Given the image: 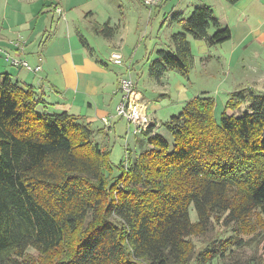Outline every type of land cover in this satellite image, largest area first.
<instances>
[{"label": "trees", "instance_id": "trees-1", "mask_svg": "<svg viewBox=\"0 0 264 264\" xmlns=\"http://www.w3.org/2000/svg\"><path fill=\"white\" fill-rule=\"evenodd\" d=\"M171 20L181 31L147 68L156 82L170 69L189 72L188 37L210 47L231 38L227 27L208 34L218 27L208 6ZM96 33L108 39L113 29ZM78 120L49 112L43 93L0 74V264L28 249L61 252L59 264H191L189 238L211 220L241 226L264 214V94L235 89L218 119L212 97L192 98L163 125L166 136L152 123L143 133L150 148L117 172ZM230 241L214 239L193 264L214 260Z\"/></svg>", "mask_w": 264, "mask_h": 264}, {"label": "crops", "instance_id": "crops-1", "mask_svg": "<svg viewBox=\"0 0 264 264\" xmlns=\"http://www.w3.org/2000/svg\"><path fill=\"white\" fill-rule=\"evenodd\" d=\"M18 1L30 9L26 10V14H22L20 12L22 8H11L15 10L11 11V14H14V20L18 18L19 14H22L24 22L27 21L26 24L22 25V30L23 32L28 31V34L23 39L17 33L15 39L9 35L4 36L2 31L5 29L0 28V62L9 66L6 74L15 75L16 81L19 83L33 86L36 92L43 93V98L48 104V110L50 109L51 113L59 114L65 112L79 119V123L86 126L91 132V141L97 143L102 148L109 147V144L106 142V138L110 134L108 132H115V127L119 121L124 123V136H127V123L125 120L115 117V108L121 98L119 91L120 80L124 76H126L125 78H131L129 72L130 62L125 61L122 55V51L127 47L130 31L125 35L127 27L123 26L121 33V21L125 23L126 20L119 13L120 7L117 8L119 14L110 15L107 13V11H113V9L115 10L114 13H117L114 5L118 0L114 3H112V0H45L42 3L41 0ZM166 1L163 0L155 8L145 6L141 0H124V3L127 6H135L138 9L141 6V9L148 10V26H153L155 19H158L161 13H163L162 24L168 19L167 15H172V17L180 15L181 18H185L182 10L175 11V0L172 4H166ZM197 1L199 2L193 4V9L202 6L210 7L214 18L218 21V25L229 29L231 34L230 40L235 41V36L239 37L231 44V49L227 52L229 56L226 57V60L223 59L222 52L218 51L217 46L210 47L203 41H195L191 37H188L190 45L197 48L198 55L202 56L200 59L201 63L206 66L210 62L222 61L225 64L229 63L231 65V62L236 57L234 62L240 63L242 66L245 64L252 67L244 62L245 58L250 62V58L252 57L253 64L261 67L255 60L258 59L259 52L264 49V0H211L212 4L210 2L208 4L206 0ZM28 3L33 4L32 7ZM218 5L222 11L219 12L220 14L215 8ZM42 6L43 8L40 10L39 8ZM3 8H6L5 3H3ZM49 8L53 10L49 11ZM56 8L62 10L63 18L56 12ZM49 14L53 16L56 14L57 16H55L59 23L57 22L53 34L52 25L50 24L48 37L44 38L46 36L45 18ZM99 15H101L102 19L101 24H107L109 28L113 29V36L111 38L105 39L97 35L96 30L102 25L97 24L98 26L100 25L97 28L92 26L91 19L94 17L98 18ZM113 19H116L115 23L112 22ZM30 20L34 21L31 22ZM84 22L89 25H83L82 23ZM143 22L145 20L139 18L137 28L139 31H137V34L135 33L136 37L141 33V24ZM171 22L173 21L171 20ZM173 23L178 24L176 22ZM83 30L90 31L102 38L110 50L109 55L112 52H120L122 55L121 63L116 65L109 63L106 58L101 60L83 36ZM11 42L20 43V49L14 48ZM157 44H160L158 40L152 42L153 47ZM109 55L107 56L109 57ZM8 56L15 60L26 62L32 68L40 67V71L32 73L13 67L6 61ZM194 62L195 58L193 59ZM109 66L114 69L110 70ZM117 68L125 70V74ZM255 70V73L253 71L251 73L258 76L256 79H263L264 70L262 71L259 68ZM145 74H147L148 79L152 80L147 69ZM202 76L209 77L212 75L208 71L203 73ZM134 83L137 87L136 82ZM236 87L240 86L236 85ZM44 90L52 93L51 99L49 98L50 101L48 102V98H46L47 94ZM202 94L208 95L205 92L200 93V95ZM229 94L227 93L226 101ZM142 98L144 99L143 95ZM144 101L148 107L147 101L145 99ZM214 101L217 107L216 100L214 99ZM217 101L219 103L218 114H220L221 111L223 112L222 107L224 109L225 104L219 100V97ZM55 107L56 110H54ZM150 117L155 126L153 134H157V129H160L161 126H157V122L152 115ZM103 120H106L110 124L109 127L104 125Z\"/></svg>", "mask_w": 264, "mask_h": 264}, {"label": "rangeland", "instance_id": "rangeland-1", "mask_svg": "<svg viewBox=\"0 0 264 264\" xmlns=\"http://www.w3.org/2000/svg\"><path fill=\"white\" fill-rule=\"evenodd\" d=\"M42 1L45 0H41V3ZM115 1L116 0H112V3ZM173 1L174 0H167L166 4H172ZM206 1L208 4L209 2L212 4L211 0ZM197 2L199 1L175 0V11L182 10L184 12L183 16L187 18L192 12L193 4H197ZM3 3H5L6 8H3ZM28 4L31 7L33 5L30 3ZM16 7L22 8V11L20 9L22 14H26V10L30 9L29 7H26L25 4L20 3L18 0H0V28L5 29L2 31L4 36L9 35L11 38H15L16 34L18 33L23 39H25V35L28 34V31L23 32L22 25L26 24L27 21L24 22L22 14H19L16 20L13 19L14 14L12 15L11 11L15 10L11 8ZM118 7L121 8L119 13L123 16L124 20H126L125 23L121 21V33L123 31V26L127 27L125 35L130 31V36L127 40L128 44L127 47L122 51V55L125 61L130 62V79L133 83L136 82V90L139 91L147 101L148 114L155 118L158 127L161 126L160 129H157V134H163L166 136V131L164 130L163 125L168 122L172 116L178 115L182 111L186 102L192 98L201 96V92L207 93L210 95V97L212 96L216 100L217 107L215 106V116L217 119L219 117V103L217 98L219 97V100L225 104L227 93H231L237 89L236 85L240 86L241 88L249 87L255 92L264 94V78L256 79L258 76H255L251 73L252 71L255 73L256 68H259L262 71L264 70V49L259 52L258 59L255 60V62L260 64L261 67L253 64L252 57L250 58V62L247 58L244 59V62L248 63L253 68L245 64L242 66L240 63L234 62L236 57L231 62V65L229 63L225 64L222 61H218L210 62L205 66L200 61L202 56L198 55L197 48L191 45V51L193 59L195 58V62L188 73L183 74L178 70L170 69L167 70L162 79H160V83H157L154 79H148L145 72L149 64L155 60L156 52L158 50H166L167 45H169V37L174 33L180 32L181 27L178 24L171 22L172 15H167L168 19H166L164 24H162L161 22L163 13L160 14L158 19H155L153 26H148V10L141 9V6L139 9L135 6H127L126 3H124V0H118V2L114 5L116 11ZM42 8L43 6L39 9L41 10ZM215 8L217 9L218 13L222 12L219 5ZM51 9L49 8V11L53 10ZM114 11L115 10L113 9V11H107V13L110 15L119 14L118 11L117 13H114ZM55 15L53 16L52 14H49L45 18L46 36L44 38L48 37L50 24L52 25V34L56 29L55 27L58 20L56 17L57 15ZM139 18H143L145 22L141 24V33L139 32L140 34L138 37H136L135 33L137 34V31H139L137 30ZM101 20V15H99L98 18L94 17L91 19L90 22L92 26L97 28L102 25ZM30 21L33 22L34 20ZM115 21L116 19H113L112 22L115 23ZM82 24L89 25L86 22ZM97 24L100 25L98 26ZM223 28L224 27L222 25H218L216 28H210L208 30V34L212 35L216 31H219ZM83 36L87 39L90 46L96 52V55H98L101 60H104L105 58L108 60L112 53L121 55L118 51L112 52L109 55L110 50L105 44V41L90 31L88 32L83 30ZM238 38L239 37L235 36V41ZM154 40H158L160 44H157L153 47L152 42H154ZM235 41L229 40L221 44V46L217 45V49L218 51L222 52V57L224 60H226V57L229 56L227 52H229V49H231V44ZM16 43L18 42H11V45L18 49L20 45H17ZM107 55H109V57ZM109 69L113 70L114 68L109 66ZM117 69L120 72L123 71V74H125V70H122L121 68ZM8 70L9 66L0 62V73L6 74ZM208 71H210L212 76H202L203 73ZM9 76L11 79L16 80L15 75L10 74ZM125 77L126 76H124V78ZM44 92L47 94V102L50 101L52 93L45 90ZM54 110H56V107ZM246 110V106H241L236 114H243ZM227 113L231 114L228 111ZM108 133L110 134L106 138V142L109 144V147L104 149L110 151L109 159L112 163V169L114 172H117L116 170L120 163H122V165H127L130 161L134 160L140 152L150 148L147 145V138H145L144 134L134 135L129 133L127 136H124L125 126L121 121H119L118 125L115 127V132L111 131ZM79 153L82 154L84 152L83 150H80ZM189 217L192 223L197 222L196 215L192 209L190 210ZM91 219L92 216H88L86 223L91 222ZM221 221L211 220L210 224L203 233L195 234L189 238V241L194 245V252L193 255H191V264H193L195 254L202 253L207 248L212 247L213 240L218 238L221 240L230 239L231 246L224 253L221 254L219 252L220 254L217 258L205 264H264L263 212L260 210L254 211L248 217V219L241 224V226L240 224L237 225L235 223L225 224V222ZM238 229H242L243 232H239ZM62 256L63 255L61 252L57 251L49 255L47 258H43V256L39 255L35 250L28 249L25 252L23 258L20 259L12 256L11 261L15 262V264H59L62 261Z\"/></svg>", "mask_w": 264, "mask_h": 264}, {"label": "built area", "instance_id": "built-area-1", "mask_svg": "<svg viewBox=\"0 0 264 264\" xmlns=\"http://www.w3.org/2000/svg\"><path fill=\"white\" fill-rule=\"evenodd\" d=\"M141 2L149 8H155L160 5L163 0H141ZM56 12L63 18L61 9H56ZM16 44L20 45V43ZM121 60L122 56L117 53H112L108 59L109 63L116 65H119ZM6 61L13 67L21 68L32 73H38L40 71V67L32 68L26 62L15 60L10 56L7 57ZM134 85L135 84L128 77L120 80L119 91L121 98L115 108V117H119L126 121L128 127L127 134L132 133L138 135L145 133L153 122L148 114L146 102ZM103 123L106 127L110 125L106 120H103Z\"/></svg>", "mask_w": 264, "mask_h": 264}]
</instances>
